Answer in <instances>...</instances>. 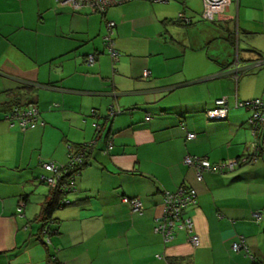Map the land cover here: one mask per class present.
Listing matches in <instances>:
<instances>
[{
	"label": "crops",
	"instance_id": "crops-1",
	"mask_svg": "<svg viewBox=\"0 0 264 264\" xmlns=\"http://www.w3.org/2000/svg\"><path fill=\"white\" fill-rule=\"evenodd\" d=\"M180 2L130 0L102 14L0 0V264H52V256L54 264H264V126L253 163L200 181L183 163L187 155L236 160L258 145L251 111L236 102L264 100V65L253 61L264 56V0H225L211 22L196 0ZM106 20L115 22L114 66ZM220 98L226 117L206 118ZM30 100L36 125L11 126L6 109ZM109 106L121 110L109 122L92 115ZM95 122L106 130L65 197L71 203L52 212L44 244L39 216L50 186L39 176L50 173L42 164L64 165L69 145L95 137ZM182 184L196 192L185 214L197 246L180 222L168 241L154 232L164 193ZM123 197L139 199L141 212ZM240 237L252 257L232 250Z\"/></svg>",
	"mask_w": 264,
	"mask_h": 264
},
{
	"label": "built area",
	"instance_id": "built-area-1",
	"mask_svg": "<svg viewBox=\"0 0 264 264\" xmlns=\"http://www.w3.org/2000/svg\"><path fill=\"white\" fill-rule=\"evenodd\" d=\"M127 1L130 0H55V3L59 7H69L72 10L89 9L103 14L110 6ZM145 1L164 2L166 0ZM224 2L225 0H202V19L209 21L213 20V11L215 9H221ZM179 17L184 19V21H188V19H186V17H184L181 13L179 14ZM114 26L115 22L113 20H106L107 32L103 36V43L108 50L112 65H114L119 58V51L116 49L114 39L112 37ZM95 58V54H89L86 57V61L88 64H92ZM254 64H264V57L256 59ZM236 106H245L251 111L247 123L251 128L252 133L257 136V134L260 132L261 126L264 125V100L256 98L246 101H237ZM113 109L110 110L109 114L115 113ZM228 109V103L225 98L216 99L214 106L207 109L205 111V115L208 119H223L226 117ZM37 114L38 109L35 105H28L26 107L13 105L9 112H5L4 119H6L11 126L17 124L21 130H25L36 125ZM95 126L96 128H99L98 124L96 123ZM194 137V133H187L188 139H192ZM107 149H111L110 144L108 145ZM256 149L257 144L254 143L252 151H256ZM80 156V151L73 153L70 158V163H68L67 167H72L77 161L80 160ZM183 163L195 169L196 178L199 181L202 180V174L204 172L223 173L224 171L233 170L237 165V161L234 159H228L218 163H211L206 157L191 155L185 156L183 158ZM42 168L50 174H41L39 178L42 182L48 184L50 187L57 185L64 173L63 171L67 170H64L63 165H56L53 162L43 163ZM60 189L62 191H71L74 189V178L72 175L67 177L66 182L60 185ZM123 201L130 204L132 211L141 212L142 204L139 199H129L127 197H123ZM195 203L196 192L192 187L182 184L173 192H165L163 195L162 214L160 217L155 219L154 232L159 233L166 241H168L173 237L175 224L180 222L187 233V241L192 246H197L199 244V237L194 232L192 218L185 214V209ZM22 205L23 203L21 202L20 207H18L19 212L22 210ZM256 217L258 218L259 215H256ZM51 232L52 230L50 229V224H46L41 230L42 239L46 243L49 242V235ZM231 248L233 251H239L243 249V251L249 255V248L247 246L246 240L243 237H240L237 241H234L231 245ZM52 260L53 262L56 261L55 256H52Z\"/></svg>",
	"mask_w": 264,
	"mask_h": 264
},
{
	"label": "trees",
	"instance_id": "trees-1",
	"mask_svg": "<svg viewBox=\"0 0 264 264\" xmlns=\"http://www.w3.org/2000/svg\"><path fill=\"white\" fill-rule=\"evenodd\" d=\"M166 1H164V2H166ZM98 13H100V12H98ZM104 48H105V51L108 53V50L106 49L105 45H104ZM261 57H264V56H260L259 58H261ZM255 60H253V61H255ZM261 65H264V64H261ZM261 65H258L256 67H259ZM113 70H114V67H113ZM13 105H19V104L18 103H11L9 105V107L6 109L5 112H9V110L11 109V107ZM28 105H35V104L30 100V101H28L26 103V105H20V106L21 107H26ZM111 109H113V107L109 106L108 107V110H107V114L104 117L98 115L97 114L98 112H94V111H92V115L93 116H98L99 118H103L104 120H107L109 122L112 119L113 116H115L116 114H118L119 112H121L120 109L118 110V109L114 108L113 110H114L115 113L114 114H109V112H110ZM204 113H205V111H204ZM38 115H39V111H38V114H37V117L36 118H38ZM150 117H151V115L150 114H147L146 118H150ZM95 123L98 124L99 128H96ZM95 123L93 124L95 126V137L92 139L91 142H85V143H81V144H75V145H69L68 146V150H67V161L63 165L64 166V170L65 169H67V170L66 171H63L64 173L61 176L58 184L55 185L54 187H50V196H49L48 200L46 202H44V204L42 205L41 214L39 216V218H40V220L42 222V226L40 228L39 234H41V230H42V228L46 224H50L49 221L51 220L50 219L51 218V214H52V212L54 211L55 208L61 207V206L65 205L66 203H71L70 200H67L65 198L66 195L68 193H70L71 191H66V190H63L62 191L60 189V185L63 184V183H65L67 177H69L71 175L74 178V185H75V178H76V176L89 163V158L91 157V152H92V148H93V146L95 144V140L99 136H101L102 131H105L106 130L105 124H103V122H101V123L95 122ZM262 126H264V125H262ZM261 129L262 128H260V132H261ZM106 134H108L107 131H106ZM259 135L260 134L258 133L256 137H258ZM259 140H260V137H258V145H257L256 151H251L250 153H247V154H244V155L238 157L236 159L237 165H236V167L233 170H235L239 165L249 164V163H253L255 161V159L258 156V151H259V147H260V141ZM109 144L111 145V149L113 148V145H112L111 141L106 142L105 149H104V152H106V153L111 150V149L110 150L107 149V147H108ZM78 151H80V154H81L80 160L77 161L72 167L71 166L70 167H67L68 163H70L71 155L73 153H77ZM243 159H245V160H243ZM233 170H231V171H233ZM226 172H229V171H224L223 173H226ZM42 183H44V182H42ZM44 184H46V183H44ZM46 185H48V184H46ZM183 185H186V184H183ZM186 186H188V185H186ZM129 199H131V198H129ZM51 230L53 231L54 229H51ZM42 241H43L44 244H46V242L44 240H42Z\"/></svg>",
	"mask_w": 264,
	"mask_h": 264
},
{
	"label": "rangeland",
	"instance_id": "rangeland-1",
	"mask_svg": "<svg viewBox=\"0 0 264 264\" xmlns=\"http://www.w3.org/2000/svg\"><path fill=\"white\" fill-rule=\"evenodd\" d=\"M172 1V0H171ZM180 4H181V0H177ZM147 2H150V1H147ZM198 2V3H197ZM151 4H155V5H160V4H163V5H167V3L166 2H151ZM195 6H196V8H197V11L196 12H198L199 14H200V12H201V10H202V8H203V5H202V0H196V2H195ZM198 14V15H199ZM199 17V16H198ZM203 21V20H202ZM204 22V21H203ZM205 22H211V21H205Z\"/></svg>",
	"mask_w": 264,
	"mask_h": 264
},
{
	"label": "water",
	"instance_id": "water-1",
	"mask_svg": "<svg viewBox=\"0 0 264 264\" xmlns=\"http://www.w3.org/2000/svg\"><path fill=\"white\" fill-rule=\"evenodd\" d=\"M52 264H54V263H52Z\"/></svg>",
	"mask_w": 264,
	"mask_h": 264
}]
</instances>
